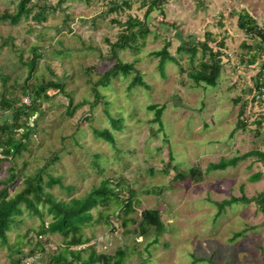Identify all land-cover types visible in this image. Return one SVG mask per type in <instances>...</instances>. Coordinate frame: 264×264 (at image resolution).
<instances>
[{
    "label": "rangeland",
    "instance_id": "374dc122",
    "mask_svg": "<svg viewBox=\"0 0 264 264\" xmlns=\"http://www.w3.org/2000/svg\"><path fill=\"white\" fill-rule=\"evenodd\" d=\"M20 1L0 0V93L20 104L26 81L65 86L49 88L48 98L40 99L39 112L28 119L34 127L27 147L1 161L0 180L14 168L18 176L9 194L19 193L28 175L57 153L42 177H60L53 186L44 184L58 200L84 196L104 180L114 191L68 236L46 231L49 203L39 204L42 217L22 203L21 222L11 228L8 244L0 241V264H61L55 254L70 249L84 259L93 251L106 256H95L94 264H113L119 251L124 264H264V210L253 200L264 191V160L244 157L264 152V53L257 47L261 39L238 24L248 12L263 30L264 0H163L151 11L153 0H29L30 13L16 23L3 18L16 14ZM133 19L144 23V36L139 24L131 26ZM132 30L131 46L114 50L120 35ZM204 43L221 59L215 85L191 75L212 62ZM165 45L174 59L161 68L154 52ZM35 47L39 64L28 79ZM117 60L134 68L99 84ZM136 74L148 86L130 89ZM154 104L165 107L162 127ZM239 117L247 124L238 126ZM94 128L111 131L114 142ZM235 157L226 169H208ZM257 172L261 176L253 179ZM242 196L251 201L219 211L220 202ZM143 209L159 212L160 231L140 227Z\"/></svg>",
    "mask_w": 264,
    "mask_h": 264
},
{
    "label": "trees",
    "instance_id": "16d2710c",
    "mask_svg": "<svg viewBox=\"0 0 264 264\" xmlns=\"http://www.w3.org/2000/svg\"><path fill=\"white\" fill-rule=\"evenodd\" d=\"M29 0H21L18 7V12L14 15H3V18H10L12 22L16 23L23 13H30V9L27 8V2ZM163 0H153L148 11H151L152 8L160 6ZM129 5V3H127ZM147 11V12H148ZM131 26L140 25L139 32L142 36H144L148 30L143 26L144 23L141 21L133 19L130 23ZM239 27L242 29H246V32L251 33L258 36L261 39L260 43H257V47L259 50L264 53V29L261 30L257 27L256 21L250 15V13L246 12L243 15H240L239 18ZM121 38L116 41L112 47L115 50L116 48L124 49L127 46H131L132 40L136 39V33L132 30L129 34L120 35ZM167 46L165 45L160 51L154 52L155 55H160V67L163 68L167 59H174L167 50ZM204 49H209L211 55L213 56L212 62H202L201 70L193 71V78L199 81H205L207 84L215 85L216 79L218 78L221 65L220 60L217 57V52L212 48H209L205 43L203 44ZM38 48L32 49V54L30 59L27 62V66L29 68V77L36 70L39 64L40 54L37 51ZM196 46L191 47V51L195 53ZM116 56V55H114ZM258 55H252V58L249 62H256ZM134 68L132 63H123L117 60L108 70H106L102 77L100 78V83L103 86H107L110 84L112 78L117 77L119 74L126 75L130 72L131 69ZM264 63L261 66L260 72L264 74ZM137 84H142L144 86H148L145 81H143L140 74H136L133 81L131 82L129 88L135 87ZM98 85V82H97ZM65 83L59 81H46L41 84L32 85L28 81L20 85L22 88L23 97L20 99V104H15L12 101V98H6L4 93H0V163L2 160L14 158L17 155H20L24 149L27 147V141L30 137V133L33 130V125L28 122V119H32V117L39 112L40 99L44 97L48 98V95L45 94L49 88H53L57 91L64 90ZM264 86V80L261 79L259 83V87ZM96 91V96H100L99 90L97 86H94ZM44 94V95H43ZM29 97L30 102L26 103L22 99L25 96ZM105 106L108 105L107 101L104 102ZM73 107V106H72ZM151 108L155 109V120L161 122L162 111L165 108L164 106L159 107L158 105H151ZM245 106L242 105L239 111V116H242L244 112ZM73 111L70 109L68 111L71 114ZM25 116V117H24ZM113 120V118H112ZM260 123V122H259ZM247 124L244 119L239 117L238 126H244ZM21 129V135L19 137L16 136V132ZM94 134L96 136H100L105 138L108 141L114 142L115 136L114 134L107 129H98L94 128ZM256 154L259 159L264 160V152L258 150H251L245 153L244 157ZM59 159L58 154L54 153V155L48 159L44 166L40 167L39 170L34 173L28 175L25 179V187L14 195L9 194V184H13L17 179L18 173L14 168H10L11 174L5 180H0V241L2 244H8V235L17 223L21 222L19 220V216L23 213L22 203L29 210L34 212L35 214L43 216V212L39 207L41 203H49L48 210L52 214V219L48 222L46 226V231L50 233H60L68 236L71 232H76L81 228V225L87 223L92 218V214L88 210L90 207L98 204L99 201L104 200L105 198H109V196L113 193L114 189L107 184V181L104 180L102 184L98 187H95L84 196L80 197H71L69 201L57 199L53 193L48 190H45L44 184L46 183L48 186H53V184L60 182V177H54L52 175H48V179L43 181L42 173L46 171V169L54 164ZM238 160L237 157L231 159H221L217 163H211L209 166V170H217V169H226L229 165L236 164ZM96 166V165H95ZM192 172H196L195 168L191 169ZM261 176V172H257L253 174L252 178L257 179ZM45 184V185H46ZM74 186L70 185V188ZM246 201L250 202L251 200L245 196L242 197H232L225 202L219 203V211L222 210V207L228 204H232L235 201ZM259 206L264 210V191L260 192L253 199ZM130 205V204H129ZM140 215L143 219L139 222L140 227L143 226L144 231L148 230V228H153L156 231H160L164 225L160 219V214L155 209H143L140 211ZM139 227V228H140ZM139 228H136V230ZM241 233V232H240ZM239 234V233H238ZM235 233V235H238ZM75 243H81V239ZM20 247L15 248V251L20 252ZM124 251H119L115 257H113V264H124L123 256ZM102 256L101 254H97L96 251H93L91 255H89L86 259L81 257L80 252L70 249L68 251H62L55 254L56 261L61 264H72L73 260H80V264H94L95 256ZM34 253L27 257L26 259H30L34 257ZM106 258V256H102ZM22 260V259H20ZM19 262V261H18Z\"/></svg>",
    "mask_w": 264,
    "mask_h": 264
},
{
    "label": "built area",
    "instance_id": "2783aa9c",
    "mask_svg": "<svg viewBox=\"0 0 264 264\" xmlns=\"http://www.w3.org/2000/svg\"><path fill=\"white\" fill-rule=\"evenodd\" d=\"M264 70V69H263ZM264 73V72H263ZM262 80H264V78H262Z\"/></svg>",
    "mask_w": 264,
    "mask_h": 264
}]
</instances>
